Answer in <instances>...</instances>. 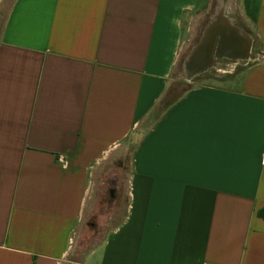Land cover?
<instances>
[{
  "label": "crops",
  "instance_id": "1",
  "mask_svg": "<svg viewBox=\"0 0 264 264\" xmlns=\"http://www.w3.org/2000/svg\"><path fill=\"white\" fill-rule=\"evenodd\" d=\"M220 1L0 0V264H264V0ZM194 33L224 82L174 85Z\"/></svg>",
  "mask_w": 264,
  "mask_h": 264
},
{
  "label": "rangeland",
  "instance_id": "2",
  "mask_svg": "<svg viewBox=\"0 0 264 264\" xmlns=\"http://www.w3.org/2000/svg\"><path fill=\"white\" fill-rule=\"evenodd\" d=\"M211 3H212L211 5L212 7L208 9L209 11L207 10V14L201 17V19L198 22V25L195 26L194 31H197V29L202 28L206 24V22L209 19L210 13H216L218 11V6L221 4V1L219 3L218 0H212ZM228 5L229 3L226 4V7ZM194 34H195V37L193 36V38L189 42V45L184 48L183 58L175 66L174 75L177 78V80L175 81L174 85L177 84L178 87H182V85H185L186 87H189V88H192V87L197 88L201 86L218 85L224 82V81H221V79H225L231 75V74H228L229 72L226 69V67L229 66V63H228L230 62L229 60L228 61L221 60V61L215 62L209 68H207L204 72L198 74L197 77L190 78V79L188 78L189 74L185 71L184 69L185 64L183 62H184L185 57L189 53V49L193 48V46L197 42L196 35L198 33H194ZM127 162L128 161H121V164L127 163Z\"/></svg>",
  "mask_w": 264,
  "mask_h": 264
},
{
  "label": "water",
  "instance_id": "3",
  "mask_svg": "<svg viewBox=\"0 0 264 264\" xmlns=\"http://www.w3.org/2000/svg\"><path fill=\"white\" fill-rule=\"evenodd\" d=\"M229 33H230V35L232 36V37H234L236 40H237V37H242L244 40H246V46H245V48H244V50L246 49V52H247V50L250 48V44H251V42L250 41H248L247 39H245V37L241 34V33H239V32H237L236 30H234V29H232V28H230V31H229ZM204 42V41H203ZM202 42V43H203ZM222 44V46L223 47H225V48H227L228 47V43H226L225 42V44L224 43H221ZM205 45H207L206 43H205ZM210 48H212L210 51H209V53H208V61H207V63H203V64H201L199 67H197V68H195L194 69V71H193V73H191V76H193L194 74H197L198 72H201V71H203L204 69H206V68H208V67H210L211 65H212V63H213V61H212V59H211V56H212V52H213V46L212 47H210ZM205 49H208L207 47L205 48ZM205 49H203L202 47H198V49H197V54L198 53H201L202 51H204ZM233 55L232 56H234L235 58L237 57V58H246L247 56H246V53H243L242 55H234V53H232ZM200 55V54H199ZM193 56V55H192ZM191 56V59L193 58L194 59V57H192ZM192 59V60H193ZM201 59H203V58H201Z\"/></svg>",
  "mask_w": 264,
  "mask_h": 264
},
{
  "label": "trees",
  "instance_id": "4",
  "mask_svg": "<svg viewBox=\"0 0 264 264\" xmlns=\"http://www.w3.org/2000/svg\"><path fill=\"white\" fill-rule=\"evenodd\" d=\"M261 216H264V210L260 213Z\"/></svg>",
  "mask_w": 264,
  "mask_h": 264
},
{
  "label": "bare ground",
  "instance_id": "5",
  "mask_svg": "<svg viewBox=\"0 0 264 264\" xmlns=\"http://www.w3.org/2000/svg\"><path fill=\"white\" fill-rule=\"evenodd\" d=\"M228 8H229V6H228Z\"/></svg>",
  "mask_w": 264,
  "mask_h": 264
}]
</instances>
